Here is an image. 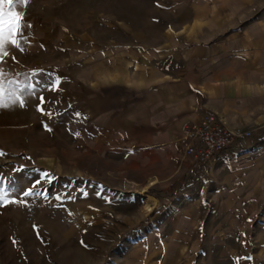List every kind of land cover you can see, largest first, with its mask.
Instances as JSON below:
<instances>
[{"label": "rangeland", "instance_id": "obj_1", "mask_svg": "<svg viewBox=\"0 0 264 264\" xmlns=\"http://www.w3.org/2000/svg\"><path fill=\"white\" fill-rule=\"evenodd\" d=\"M17 10L32 27L24 51L9 48L0 62L9 105L0 108V187L17 188L8 199L27 203L0 206V264H264L263 162L253 195L238 197L236 208H194L179 196L147 208L148 198L125 181L123 158L103 156L87 141V118L61 97L60 77L85 66L79 47L148 50L166 29H201L193 38L211 43L236 36L264 62V0H29ZM29 83L34 89L22 95ZM244 141L262 157L264 130ZM36 180L47 198L23 197Z\"/></svg>", "mask_w": 264, "mask_h": 264}, {"label": "crops", "instance_id": "obj_2", "mask_svg": "<svg viewBox=\"0 0 264 264\" xmlns=\"http://www.w3.org/2000/svg\"><path fill=\"white\" fill-rule=\"evenodd\" d=\"M183 31L160 30L148 50L79 47L86 64L61 72V97L86 116L92 148L123 158L125 181L151 208L168 196L194 208H236L264 166V154L254 156L259 146L237 141L219 161L198 163L184 154V129L212 114L230 129L264 130V62L236 36L211 43L193 38L201 29Z\"/></svg>", "mask_w": 264, "mask_h": 264}, {"label": "snow or ice", "instance_id": "obj_3", "mask_svg": "<svg viewBox=\"0 0 264 264\" xmlns=\"http://www.w3.org/2000/svg\"><path fill=\"white\" fill-rule=\"evenodd\" d=\"M29 3V0H0V62L4 60L5 57H10L11 49H18L20 51H24V47L21 43V39L24 37L26 29L32 27V25L24 19V13L18 11L17 8L19 6H23ZM12 59H15L14 56H11ZM3 73L0 72V108H8L9 105L4 102V92L5 89L3 87ZM52 83V90H58V86L60 85V78L55 79ZM19 87V86H17ZM34 85L27 84L25 85V89L21 90V94L23 95L24 91L27 90L31 92L34 89ZM9 95H14V92L9 93ZM40 101L44 102V97L40 96ZM19 106L24 107L25 102L23 100L19 101ZM38 110L43 111L42 108L38 107ZM79 115V114H77ZM79 135V133H77ZM4 153L0 151V156H3ZM43 177L47 178L48 182L51 183L53 177H51L48 173H43ZM4 181H0V184H3ZM41 183L40 180H36L32 187H29L23 190L20 194L27 197H39L45 196L47 198V190L44 192H40L36 190V185ZM17 188L11 187L8 190H5L3 187H0V206H6L10 203H19L26 204V200H9V194H15L17 192ZM71 198V197H69ZM57 200L61 199V196H56ZM33 229L36 230L37 238H40V233L37 229V226L33 225ZM17 241L15 239L12 240L13 246L17 245ZM83 244V241H81ZM86 247V245H85ZM240 259L251 260V257H244Z\"/></svg>", "mask_w": 264, "mask_h": 264}, {"label": "built area", "instance_id": "obj_4", "mask_svg": "<svg viewBox=\"0 0 264 264\" xmlns=\"http://www.w3.org/2000/svg\"><path fill=\"white\" fill-rule=\"evenodd\" d=\"M250 136V131L230 130L216 116L205 115L199 122L185 127L184 154L193 157L198 163L216 162L232 144Z\"/></svg>", "mask_w": 264, "mask_h": 264}, {"label": "bare ground", "instance_id": "obj_5", "mask_svg": "<svg viewBox=\"0 0 264 264\" xmlns=\"http://www.w3.org/2000/svg\"><path fill=\"white\" fill-rule=\"evenodd\" d=\"M146 206H147V208H151V206H153V201L151 199H148L146 201Z\"/></svg>", "mask_w": 264, "mask_h": 264}]
</instances>
